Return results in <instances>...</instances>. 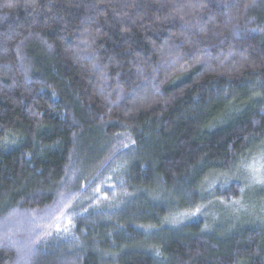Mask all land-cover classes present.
I'll use <instances>...</instances> for the list:
<instances>
[{
    "label": "trees",
    "instance_id": "trees-1",
    "mask_svg": "<svg viewBox=\"0 0 264 264\" xmlns=\"http://www.w3.org/2000/svg\"><path fill=\"white\" fill-rule=\"evenodd\" d=\"M263 142L264 0H0V264H264Z\"/></svg>",
    "mask_w": 264,
    "mask_h": 264
},
{
    "label": "rangeland",
    "instance_id": "rangeland-1",
    "mask_svg": "<svg viewBox=\"0 0 264 264\" xmlns=\"http://www.w3.org/2000/svg\"><path fill=\"white\" fill-rule=\"evenodd\" d=\"M233 169L215 176L211 185L210 182L207 185L205 193L210 189L239 183L242 186L240 199L210 201L198 207L194 217L202 219L207 230L212 233L219 228H226V231L250 227L264 230V142Z\"/></svg>",
    "mask_w": 264,
    "mask_h": 264
}]
</instances>
